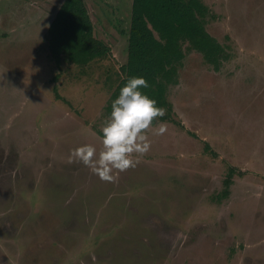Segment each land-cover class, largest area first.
Wrapping results in <instances>:
<instances>
[{
  "label": "rangeland",
  "instance_id": "obj_1",
  "mask_svg": "<svg viewBox=\"0 0 264 264\" xmlns=\"http://www.w3.org/2000/svg\"><path fill=\"white\" fill-rule=\"evenodd\" d=\"M85 1L111 56L81 67L48 48L63 0H0V264H264V0H203L217 46L184 45L171 119L115 182L68 157L99 151L132 0Z\"/></svg>",
  "mask_w": 264,
  "mask_h": 264
},
{
  "label": "trees",
  "instance_id": "obj_2",
  "mask_svg": "<svg viewBox=\"0 0 264 264\" xmlns=\"http://www.w3.org/2000/svg\"><path fill=\"white\" fill-rule=\"evenodd\" d=\"M210 17L203 0H132L127 61L120 67L121 76L106 104L107 114L127 80L143 77L149 87L141 91L166 109L153 123L170 120L174 109L165 85L185 58V44L206 58L216 48L217 39L207 29ZM47 34L50 55L58 66L65 61L85 67L111 56L109 45L94 33L85 0H63Z\"/></svg>",
  "mask_w": 264,
  "mask_h": 264
},
{
  "label": "clouds",
  "instance_id": "obj_3",
  "mask_svg": "<svg viewBox=\"0 0 264 264\" xmlns=\"http://www.w3.org/2000/svg\"><path fill=\"white\" fill-rule=\"evenodd\" d=\"M148 87L143 77L129 78L100 129L99 151L94 144L81 145L70 152L68 163H82L105 182H115L118 176L114 173L134 168L151 149L148 132L153 121L166 114V109L141 91ZM166 131L165 125H159L154 134Z\"/></svg>",
  "mask_w": 264,
  "mask_h": 264
}]
</instances>
